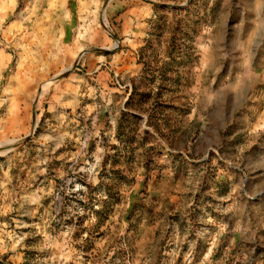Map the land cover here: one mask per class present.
Wrapping results in <instances>:
<instances>
[{
	"label": "rangeland",
	"instance_id": "rangeland-1",
	"mask_svg": "<svg viewBox=\"0 0 264 264\" xmlns=\"http://www.w3.org/2000/svg\"><path fill=\"white\" fill-rule=\"evenodd\" d=\"M0 264H264V0H0Z\"/></svg>",
	"mask_w": 264,
	"mask_h": 264
}]
</instances>
